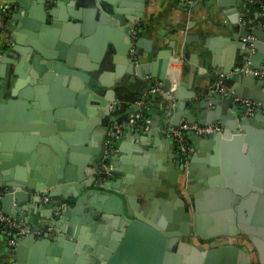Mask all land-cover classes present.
Instances as JSON below:
<instances>
[{
    "label": "crops",
    "instance_id": "0c3cea01",
    "mask_svg": "<svg viewBox=\"0 0 264 264\" xmlns=\"http://www.w3.org/2000/svg\"><path fill=\"white\" fill-rule=\"evenodd\" d=\"M61 1L55 0L54 2ZM250 1L73 0L71 4V1L67 0L63 1V9L56 10V19L58 17L67 18L60 23L61 26L56 32L54 38L56 43L60 42L62 37V26L77 24L72 14L78 15L79 21H84L85 16V20L99 23L101 16L105 15L108 19L107 16L113 8L116 6L118 9L121 8L118 6L119 3L125 4L122 7L124 10L142 14L139 18L133 15L124 17L127 18V23L134 26L137 33L135 40L141 41L143 46H127L124 39L117 40L114 44L111 40L113 35L109 34L105 41V48L101 49L102 45L95 43V46L90 44L91 49L86 47V50L92 51V54L99 60L97 63L91 61L87 52H76L75 55L81 59V63L85 67H90V70L86 72L90 75L89 80L96 82L102 89L97 92L100 93L98 95L109 93L113 98V103L109 106V115L106 116L101 110L98 111L101 114L99 116L101 121L100 127L97 128L91 127L88 122L83 128H78L76 127L77 121L66 117L61 120L65 129L64 133L70 132L74 138L80 134L81 140L87 142L83 146L75 145L73 152L66 148L63 152L64 164L59 167L64 173L71 167L75 179L81 176L89 180L92 176L86 171L91 166V153L98 150L103 142L101 127L106 125L110 129L116 125L122 127L121 138L112 142L114 151L106 152L107 159L105 158L102 162V165H110V174L101 179L100 184L96 185V180L92 181L90 186H86L80 194L92 189H106L111 194H118L119 197L121 194L126 196L127 206L132 213L142 214L147 220H152L153 224L160 226V230L164 233H168L167 237V235L161 236L159 231L156 232L161 239L160 264L182 263L174 257L180 254L178 248L183 243L174 244V249L177 251L170 250L167 244L164 247V243L185 224V230L189 231V234H186L181 242L189 243L200 251L208 249L203 247L205 245H201L207 240L213 242V246L209 248L236 245L247 254V259L238 257L236 264H264V224L258 229L254 225L256 222L251 219L260 208L258 200L245 201L255 194V191L251 190L249 195L242 197L234 192L236 184L208 187L209 159L212 149L205 142V138H195L193 135L187 137L192 153L185 165L175 144L165 134L168 126H178L183 122L188 124L187 118H199L204 122L203 125L218 124L222 130L225 124L233 125L234 121L246 116L244 107L238 104L235 98H229L233 90L242 96H248L251 98L250 101L261 104L264 109V82L257 76L252 78L237 74L243 65L250 64L249 58L255 55L258 60L254 61V67L251 69L264 68V42L256 40L251 35L252 31L258 27L260 14ZM258 1L264 3V0ZM110 2H114V6H111ZM15 3L16 0H0V4L13 5ZM34 3L31 2L32 7ZM45 6H48V3H45ZM11 15L12 12H8L3 19L2 32H0V66L2 65L0 69V119L12 118L15 115L21 117V115L32 112L35 117H38V121H42L44 114L51 112L58 104L61 109L71 108L77 111L81 122H84L85 116L79 108L65 104L70 98V93L74 91L71 88L72 85L70 86L69 74L60 75L66 81L59 82V84L54 83L55 79H50L51 81L47 83L42 82L31 65L27 71L21 70V77L14 75L15 69L18 66L20 68L21 65L18 64V54L12 50L16 44L12 41L11 35L21 34L24 41L28 38L25 33L17 32L14 28H12L13 33L10 34L8 28L13 22H8V20ZM40 15L41 13L37 12L30 21L37 24L39 32H42V27L44 35L48 36V31L55 29L52 25L42 21L39 18ZM96 26L98 25H95L89 37L95 34ZM247 36L254 38V44L248 43ZM169 53L172 54L169 66L176 70L178 81L184 84V88L176 92L175 96L170 95L171 91L169 95L164 94L159 83L151 76L154 71L151 67V60ZM2 59L6 60L3 64ZM220 85L225 88V92L219 91ZM155 87L159 88L158 92H152ZM19 94L28 97L25 100L27 107L19 105V102L24 101ZM82 103L83 109L88 110L90 103L88 99L83 100ZM175 104L178 105L177 108H174ZM139 111L146 112L151 124L154 125H150L148 130L127 129L130 114ZM260 111V114L264 116V110ZM44 124L51 125L49 122ZM259 124L264 127V121H260ZM54 136H57L59 146L61 143L65 144L62 137H58V131ZM105 140L107 143V136ZM42 146L49 150V147ZM58 149L62 151L61 147ZM22 153L29 154L27 151H22ZM13 154L14 152L10 153V156ZM70 154L77 155L72 158V162H70ZM54 156L50 159L51 161ZM0 165H3L1 160ZM44 167L47 166L42 165L39 168ZM10 169H0V174L3 175V172ZM223 169L226 171L225 167ZM29 171L41 176L32 168ZM29 171L25 169L27 175L30 174ZM37 197L26 191V197L20 202H15L14 207L20 211L16 218L27 226L36 228L33 236L36 241H40L43 238L42 234L53 230L52 227L47 228L45 224H52L55 216L59 217L56 218L58 223L72 218L73 214L70 209L67 211L68 214L61 215L60 205L63 202L66 203V206L61 209L63 212L67 206L74 207L76 198L69 196L66 200L59 199L56 203L55 199L50 197L51 202L45 204L40 200L42 195H39V201H35L34 198ZM92 197L93 195L86 197L83 202L84 208L91 204ZM131 203L134 206H131ZM142 206H145V210L139 213L143 209ZM241 206L243 207L240 209ZM236 208L241 211V223L235 217ZM39 209L46 214L40 215ZM226 209L234 211L231 220L213 215L216 212H224ZM111 216L109 225L112 230L111 227L109 230L112 232L113 228L119 226L120 219L123 221L124 217L119 219L117 216ZM239 224H242L247 232L241 230L238 227ZM96 225L97 227H93L94 231L90 234L91 236L95 239L103 235L112 238L110 231L101 229V223ZM44 227L47 229H43ZM128 228V226L121 228L119 240H124ZM195 228L201 231L203 236L206 235V238H201L194 231ZM217 228L220 232L219 230L217 233L211 232ZM222 230L227 233H222ZM86 231H89V227ZM156 243L155 241L153 244ZM153 244L150 242L147 246L154 247ZM25 250L22 260H17L0 234V264H40L43 257L47 255L46 252L40 253L32 247H27ZM170 253L174 256H168Z\"/></svg>",
    "mask_w": 264,
    "mask_h": 264
},
{
    "label": "water",
    "instance_id": "95a60500",
    "mask_svg": "<svg viewBox=\"0 0 264 264\" xmlns=\"http://www.w3.org/2000/svg\"><path fill=\"white\" fill-rule=\"evenodd\" d=\"M32 1L35 2L33 7L31 6ZM54 1L16 0L15 4L10 5L8 12H12V15L8 22H13L8 28L10 34L13 33L12 28H14L17 32L22 31V33H25L28 38L24 41L21 34L11 35L12 41L16 44L12 47V50H15L18 54V64L21 65L20 68L18 66L15 69L14 75L21 77V70L27 71L29 65H31V68L41 78L42 82L47 83L51 81L50 79H55L54 83L59 84V82L66 81L60 75L69 74V79H71L70 86L72 85L71 88L74 91L70 93V98L65 104L79 108L85 116V121L81 122V117L78 116L77 111L71 110V108L61 109L58 104L55 105L56 107L51 112L48 111L44 114L42 121H38V117H35L32 112L24 116L21 115V117L15 115L12 118L5 117L0 119V160L3 163V165H0V169L12 168L3 172V175L0 174V188L9 189V192L1 200V207L7 215L17 217L20 211L14 207V203L22 201L26 197V191L33 193L34 197L38 196L36 199L34 198L35 201H39V195L44 194L53 197L56 203L59 202V199L66 200L69 196H74L76 202L74 207L70 208L67 206L63 212L60 210L61 215H66L68 209H70L71 214H73L72 218L58 223L56 218L59 217L55 216L52 224H45L47 228L52 227V231L42 234L43 238L40 241H36L33 234L25 235L19 241L18 249L14 251V254L17 260H22L25 249L32 247V249L34 248L40 253H47L40 264H123V262L124 264H158L161 239H159L160 236L156 232L159 231L158 233L163 236L167 234L160 230L156 224H153L152 220H147L142 214L132 213L127 206L128 200L126 196L121 194V197H119L118 194H111L106 189H92L82 195L80 194L86 186H90L92 181L96 180V185L100 184L101 179L106 176L102 162L105 158L107 159L104 154L106 149L105 138L108 131L113 132L109 126L101 127L103 129L101 136L103 142L98 150L91 153V166L86 173L92 178L88 180L80 176L75 179L71 167L65 173L59 167L64 164L65 156L63 152H65L66 148L73 152L75 145L83 146L87 142L82 141V137L77 132V138H74L70 132L64 133L65 129L61 120L66 117L77 121L76 127L78 128H83L87 122L91 127L97 128L100 127L99 123L101 121L99 118L101 114L98 111L101 110L106 116L109 115V106L113 103V98H111L109 93L98 95L100 93L97 92L102 89L99 88L96 82L89 80L90 75L86 72L90 70V67H85L81 63V59L75 55L76 52H87L88 56L91 57V61L97 63L99 60L92 54V51L88 52L86 47L91 49L90 44L95 43L96 45H102L101 49L105 48V41L109 34L113 35L111 40L114 44L117 43V40L124 39L127 46L131 45L133 43L131 31L134 30V26L131 23H127V18L124 16L133 15L139 18L142 14H135L131 10L122 9L123 5H125L124 3H119L118 6L121 7L119 9L117 6L113 8L112 12L107 16L109 17L108 19L105 15L101 16L98 20L99 23H91L90 20H85V16L84 21H79L78 15L72 14L73 18L77 20V24L74 26L67 24L62 26V37L60 42L56 43L54 41L56 32L61 26L60 23L67 20V18L58 17L56 19L55 13L58 8H64L63 1L67 0ZM70 1L72 4L73 0ZM45 3H48V6H45ZM110 4L114 6L115 3L110 2ZM37 12L41 13L39 18L42 21L52 25L55 29L48 31V36L44 35L42 27V32L36 31L37 24L30 21L31 17L35 16ZM88 13L90 14L91 12L89 11ZM96 24L98 26H96L94 31L95 34L89 37V33L95 29ZM251 35L256 40L264 42V33L261 28L257 27V29L252 31ZM248 43L254 44V40H249ZM133 44L134 46H143L139 40ZM171 56L172 54L169 53L152 59L151 67L154 71H152L151 76L159 83L161 89L167 95L171 91L170 95L175 96L176 92L184 88V84L178 81V75L177 84L174 81V76L173 79L169 76ZM13 58H15L14 55ZM249 60L250 64L248 66L243 65L241 69L254 67V61L258 60V58L255 55L251 56ZM5 61V59H2L1 63L3 64ZM0 69H2V65ZM237 74L254 77V75L240 70ZM32 76L35 78L34 74ZM260 80L264 82V78H260ZM19 96L24 99L23 102H19V105L27 107L25 100L28 97L23 94H19ZM236 96H240L245 100L251 99L248 96L236 93L235 90L229 95V98H235ZM85 99H88V103L90 102L88 110L83 109L82 101ZM177 107L178 105L175 104L174 108ZM260 113L261 111L257 110L251 116L237 119L233 125L225 124L223 126L225 128L218 133L206 136L193 135L195 138H205V142L212 149L209 159L208 187H224L236 184L234 192L237 196L242 197L249 195L251 190L255 191V194L245 201L254 202L258 200V207L260 208L256 214L261 215L255 214L251 218L252 221L256 222L254 225L258 229L260 228L259 226L264 224V127L259 124L260 121H264V116ZM45 122H49L51 125H45ZM186 122L188 124L196 122L200 125L204 123L199 118H187ZM153 125L151 124V126ZM57 131L58 137H62L65 142V144L61 143L60 146L57 136H54ZM42 145L49 147L52 153ZM59 147H61L62 151H59ZM22 151H27L29 154L26 155ZM12 152L14 154L10 156ZM53 156L54 158L51 161L50 159ZM74 157H77V155L70 154V162H72L71 160ZM223 158L225 159L222 161ZM42 165L47 167L39 168ZM223 167H225L226 171ZM30 168L40 173L41 176L30 173ZM25 169L29 171V175L25 173ZM88 195H93L91 198L92 205L90 204V207L84 208L83 202H85ZM40 200H42L41 197ZM131 206L134 205L131 203ZM243 206L239 208L241 209ZM142 207L143 209L139 213L145 210V206ZM239 208L234 211L235 217L241 223V211ZM38 212H40V215L45 213L41 210ZM233 212L226 209L224 212H216L213 215H218L225 220L227 218L231 220ZM111 215L117 216L119 219L124 217L122 224L129 227L120 247L117 245L118 243L113 242L108 236L103 235L95 239L94 236L90 235L94 231L91 227H97L96 224H98L99 217L107 219V224L111 227L109 225L112 219ZM86 224L89 227L88 232L86 231ZM185 225L182 228H178L179 231L176 234H172L167 241L169 248L175 242L183 243L178 248L180 254L174 257L179 262H182L180 264H236L238 257L247 259V254L242 252L236 245L219 246L218 248H208L200 251L189 243L181 242V237L189 234V231L186 232L185 230ZM46 227L43 229H47ZM238 227L245 231L242 224H239ZM29 230L33 232L37 229L29 227ZM218 230L217 228L211 232L217 233ZM194 231L201 238H206V235L203 236L204 234L196 230V228ZM222 233L227 232L222 230ZM135 237L138 238L136 239ZM155 241L157 245L153 244ZM150 242L154 247L147 246V243ZM255 244L257 245V243ZM120 252L125 256L124 261L121 260L123 257ZM168 256L172 257L174 254L170 253ZM260 260L262 261V259Z\"/></svg>",
    "mask_w": 264,
    "mask_h": 264
},
{
    "label": "built area",
    "instance_id": "2783aa9c",
    "mask_svg": "<svg viewBox=\"0 0 264 264\" xmlns=\"http://www.w3.org/2000/svg\"><path fill=\"white\" fill-rule=\"evenodd\" d=\"M251 4L258 5L261 9L260 18L257 22V26L264 29V21H262V18L264 17V5L261 1L258 0H251ZM10 5L9 4H0V32H2V25H3V19L8 13ZM136 30L131 31V36L133 38V43L136 41ZM246 40H254L252 36H247ZM131 43V47L134 45ZM171 62V61H170ZM170 64V63H169ZM170 70L172 69L169 66ZM240 71H243L245 73H250L254 76H257L259 78H264V68L260 69H251V68H244L240 69ZM177 73L174 77V81L177 80ZM173 79V78H172ZM159 88L155 87L152 89V92H158ZM220 92H225V88L221 85L219 86ZM164 94H167L164 92ZM238 104L242 105L245 109L246 116H251L255 113L256 110H264L263 106L257 102H253L250 100H245L240 97H235L234 99ZM143 112L139 111L133 114H130L128 118V122L126 125L127 129H142V130H148L151 125V120L142 114ZM113 132L108 131L107 133V143H106V149H105V156L106 152L110 153L114 151V146L112 142L114 140H117L121 138L123 134V128L116 125L111 128ZM221 131V128L218 124H207V125H200V124H180L178 126H168L165 130V134L167 138H169L176 146L177 150L181 154L183 158V163L186 165L189 161V157L192 153V148L188 143L187 137L189 135H195V136H206L213 133H218ZM103 168L105 169L106 175L110 174V165L105 164L103 165ZM9 192V189L7 188H0V234L3 237V240L6 244V246L9 248L11 253H14L15 249L17 248L19 241L25 236L29 234L35 235L36 231L31 232L29 230V227L20 219H17L16 217H12L10 215H7L3 212L1 207V200L4 197L5 194ZM42 202L45 204H49L51 202L50 197L47 195H42ZM66 206V203H62L60 205V208H64ZM60 209V210H61ZM13 264V263H12Z\"/></svg>",
    "mask_w": 264,
    "mask_h": 264
},
{
    "label": "flooded vegetation",
    "instance_id": "af4514ba",
    "mask_svg": "<svg viewBox=\"0 0 264 264\" xmlns=\"http://www.w3.org/2000/svg\"><path fill=\"white\" fill-rule=\"evenodd\" d=\"M36 31H39L38 29H36ZM120 218H122V217H120ZM123 219V218H122ZM99 224L101 223V229H109V226H108V224H107V219H105L104 217H99V219H98V221H97ZM119 226H117L116 228H113V231L111 232V230H112V227H111V230H109L110 231V233H111V236H112V241L113 242H116V243H118L119 244V247L122 245V240H119V238H120V236H121V228H124V227H127L126 225H123L122 224V221H121V219H120V222H119V224H118ZM86 226H87V228L86 229H88V224H86ZM94 226H92L91 228H93ZM160 227V226H159ZM168 229V228H167ZM170 230V229H169ZM105 231V230H104ZM109 233V234H110ZM112 233H116L115 235L114 234H112ZM118 233V234H117ZM167 233V232H166ZM161 236H163V235H161ZM167 237H168V233H167ZM167 237H165V238H167ZM122 238V237H121ZM181 238H183V237H181ZM170 239V237L169 238H167V241ZM176 243V242H175ZM175 243H173L172 244V246H171V248H169L170 250H173L174 249V244ZM213 242H210V241H204V242H202L201 243V245H205V246H203V247H206V248H209V247H212L213 246V244H212ZM117 244V245H118ZM165 246L164 247H166V244H167V242L165 241ZM220 244H222L221 242H220ZM121 254H122V252H120ZM112 254H114V253H112ZM123 258H121V260H125L124 258H125V256L122 254L121 255ZM159 260H160V256H159ZM159 260H158V264H160L159 263Z\"/></svg>",
    "mask_w": 264,
    "mask_h": 264
},
{
    "label": "trees",
    "instance_id": "16d2710c",
    "mask_svg": "<svg viewBox=\"0 0 264 264\" xmlns=\"http://www.w3.org/2000/svg\"><path fill=\"white\" fill-rule=\"evenodd\" d=\"M262 2V1H261ZM263 3V2H262ZM263 5H264V3H263ZM255 7H256V9H257V11L258 12H261V9L259 8V6L258 5H255ZM262 21H264V17L262 18ZM143 113V116H145V117H147V115H146V112H144V111H142ZM148 118V117H147Z\"/></svg>",
    "mask_w": 264,
    "mask_h": 264
},
{
    "label": "bare ground",
    "instance_id": "6f19581e",
    "mask_svg": "<svg viewBox=\"0 0 264 264\" xmlns=\"http://www.w3.org/2000/svg\"><path fill=\"white\" fill-rule=\"evenodd\" d=\"M175 75H176V70L171 69V70L169 71V76H171V78H173V76L175 77Z\"/></svg>",
    "mask_w": 264,
    "mask_h": 264
}]
</instances>
